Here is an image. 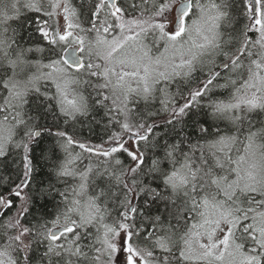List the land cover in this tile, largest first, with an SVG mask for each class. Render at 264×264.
I'll return each instance as SVG.
<instances>
[{
	"label": "snow or ice",
	"instance_id": "6c2138e0",
	"mask_svg": "<svg viewBox=\"0 0 264 264\" xmlns=\"http://www.w3.org/2000/svg\"><path fill=\"white\" fill-rule=\"evenodd\" d=\"M0 264H264V0H0Z\"/></svg>",
	"mask_w": 264,
	"mask_h": 264
},
{
	"label": "trees",
	"instance_id": "16d2710c",
	"mask_svg": "<svg viewBox=\"0 0 264 264\" xmlns=\"http://www.w3.org/2000/svg\"><path fill=\"white\" fill-rule=\"evenodd\" d=\"M14 26H15V25H14ZM7 171H9V170H5V173H7ZM52 207H53V205H52L51 203H49V205H48L49 210H51Z\"/></svg>",
	"mask_w": 264,
	"mask_h": 264
}]
</instances>
